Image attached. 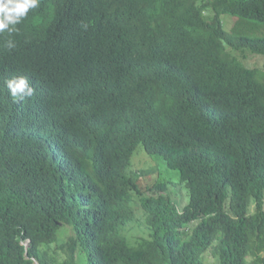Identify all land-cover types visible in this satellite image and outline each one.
<instances>
[{
	"label": "trees",
	"instance_id": "1",
	"mask_svg": "<svg viewBox=\"0 0 264 264\" xmlns=\"http://www.w3.org/2000/svg\"><path fill=\"white\" fill-rule=\"evenodd\" d=\"M16 29L0 33V264H264V75L240 60L264 56V0H39ZM17 76L33 96H11ZM140 145L178 172L182 211L169 181L142 188Z\"/></svg>",
	"mask_w": 264,
	"mask_h": 264
},
{
	"label": "rangeland",
	"instance_id": "2",
	"mask_svg": "<svg viewBox=\"0 0 264 264\" xmlns=\"http://www.w3.org/2000/svg\"><path fill=\"white\" fill-rule=\"evenodd\" d=\"M226 19H229V16L223 17L224 21ZM226 26L227 29L230 28V20H226ZM240 60L249 68L259 69L264 75V56L247 53L246 57L240 58ZM132 165L131 170L138 173L141 177L140 180L144 190L159 180H166L169 181L166 195L176 205L177 209L182 211L189 204V190L185 184L181 183L178 172L169 168L162 157L149 155L144 146L140 145L133 154ZM132 207L135 212V220L123 228L122 233L127 237L132 246H137L150 237L151 230L146 223L147 215L141 207L140 199L136 195H134ZM73 235V230L68 226H64L59 231L58 242L47 247L49 256L56 261H62L66 255L59 248V245L65 243ZM86 262V256L81 255L79 257V264H86ZM204 263L218 264V260L212 250L205 253Z\"/></svg>",
	"mask_w": 264,
	"mask_h": 264
},
{
	"label": "clouds",
	"instance_id": "3",
	"mask_svg": "<svg viewBox=\"0 0 264 264\" xmlns=\"http://www.w3.org/2000/svg\"><path fill=\"white\" fill-rule=\"evenodd\" d=\"M39 0H0V33L17 31L16 25L26 17L30 9L38 7ZM8 49L16 47L12 40L6 42ZM7 88L14 99L23 100L35 94V89L25 76H17L7 81ZM28 246V244L26 245Z\"/></svg>",
	"mask_w": 264,
	"mask_h": 264
},
{
	"label": "water",
	"instance_id": "4",
	"mask_svg": "<svg viewBox=\"0 0 264 264\" xmlns=\"http://www.w3.org/2000/svg\"><path fill=\"white\" fill-rule=\"evenodd\" d=\"M28 247V246H27Z\"/></svg>",
	"mask_w": 264,
	"mask_h": 264
}]
</instances>
